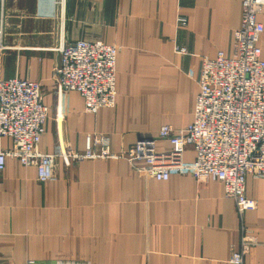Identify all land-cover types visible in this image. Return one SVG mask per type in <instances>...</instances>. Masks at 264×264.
Instances as JSON below:
<instances>
[{
	"label": "crops",
	"instance_id": "obj_1",
	"mask_svg": "<svg viewBox=\"0 0 264 264\" xmlns=\"http://www.w3.org/2000/svg\"><path fill=\"white\" fill-rule=\"evenodd\" d=\"M241 2L0 0V80L40 84L48 109L42 153L57 142L82 153L94 133L108 138L113 153L143 139L167 152L158 131L192 122L201 60L232 55ZM258 20L264 28V7ZM78 40L118 48L114 107L90 114L76 92L57 96L52 71L59 55L49 49ZM260 47L264 60V31ZM193 159L186 150L183 160ZM245 194L256 209L240 220L216 181L147 179L121 158L57 160L54 180L40 183L35 169L7 160L0 173V264H232L242 229L257 240L242 264H264V179L248 176Z\"/></svg>",
	"mask_w": 264,
	"mask_h": 264
},
{
	"label": "built area",
	"instance_id": "obj_2",
	"mask_svg": "<svg viewBox=\"0 0 264 264\" xmlns=\"http://www.w3.org/2000/svg\"><path fill=\"white\" fill-rule=\"evenodd\" d=\"M263 7L264 0H242L232 55L218 52L213 59L202 58L192 122L183 128L164 125L158 131L157 139L170 145L167 152H157L155 140L143 139L126 151L113 153L108 138L94 133L86 136L82 153L64 148L60 142L52 153H42L38 145L48 109L40 84L19 78L0 80V140L10 141L9 147H0V173L7 160H14L35 169L36 180L44 183L54 180L57 160L69 165L123 158L147 179L167 181L170 175H182L197 182L220 183L241 220L244 213L256 209V201L245 194L246 177L264 179V60L260 47L264 28L258 20ZM49 50L59 55L52 71L58 97L76 92L90 114L115 106L116 46L78 40ZM178 52L185 53V49ZM186 150L193 153L192 162L183 160ZM138 161L143 164L135 166ZM242 232L240 250L230 257L232 264H242L243 255L257 245L255 237ZM55 264L89 263L58 260Z\"/></svg>",
	"mask_w": 264,
	"mask_h": 264
},
{
	"label": "rangeland",
	"instance_id": "obj_3",
	"mask_svg": "<svg viewBox=\"0 0 264 264\" xmlns=\"http://www.w3.org/2000/svg\"><path fill=\"white\" fill-rule=\"evenodd\" d=\"M137 173H138V172H137ZM138 174H139V173H138ZM139 175H140V174H139ZM247 177H248V176H247ZM247 177H246V178H247ZM251 177H252V176H251ZM248 251H249V250H248ZM248 251H247V252H248ZM247 252H246V253H247ZM246 253H245V254H246Z\"/></svg>",
	"mask_w": 264,
	"mask_h": 264
}]
</instances>
